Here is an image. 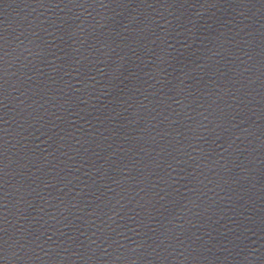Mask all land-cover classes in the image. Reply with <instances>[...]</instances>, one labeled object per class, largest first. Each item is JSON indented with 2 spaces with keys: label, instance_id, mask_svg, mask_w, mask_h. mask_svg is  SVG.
<instances>
[{
  "label": "water",
  "instance_id": "95a60500",
  "mask_svg": "<svg viewBox=\"0 0 264 264\" xmlns=\"http://www.w3.org/2000/svg\"><path fill=\"white\" fill-rule=\"evenodd\" d=\"M0 264H264V0H0Z\"/></svg>",
  "mask_w": 264,
  "mask_h": 264
}]
</instances>
